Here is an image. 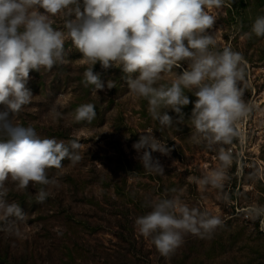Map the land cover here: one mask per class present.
<instances>
[{"label": "rangeland", "instance_id": "374dc122", "mask_svg": "<svg viewBox=\"0 0 264 264\" xmlns=\"http://www.w3.org/2000/svg\"><path fill=\"white\" fill-rule=\"evenodd\" d=\"M208 11L216 17L208 30L216 40L212 50L230 47L244 58L240 87L251 109L237 123L248 137L241 164L232 155L223 187L201 189L191 179L221 164V145L208 149L191 139L194 91L185 90L190 103L182 106L183 122L173 110H162L172 116L174 126L161 130L148 112V101L130 91L120 68L105 70L97 62L93 71L100 73L105 88L96 92L91 85L85 87L83 73L91 65L66 35L64 63L30 71L32 101L16 115L9 112L8 118L33 127L42 138L77 141L82 159H65L60 169H49L55 183L47 186L30 184L18 190L10 180L5 182L6 199L18 203L27 216L18 222L19 237L0 231V264H264V220L246 218L247 209L264 206V37L246 35L254 20L264 16V0H224L222 7ZM50 19L66 33L65 12ZM187 68L188 62L181 61L162 73L159 83L171 84ZM131 75L134 79L139 73ZM109 80L116 87L108 89ZM86 103L95 105L96 118L77 122L75 109ZM4 111L6 106L0 105ZM149 130L171 149L168 155L152 152L163 176L146 172L140 160L144 150L133 148ZM235 138L222 146L229 150ZM40 187L50 193L43 203L35 198ZM174 196L190 208L218 216L223 224L203 237L185 234L182 245L164 257L151 238L139 234L135 220L151 211L154 201Z\"/></svg>", "mask_w": 264, "mask_h": 264}, {"label": "clouds", "instance_id": "9594fccd", "mask_svg": "<svg viewBox=\"0 0 264 264\" xmlns=\"http://www.w3.org/2000/svg\"><path fill=\"white\" fill-rule=\"evenodd\" d=\"M223 4L224 0H83L81 6L80 0H0V105L8 110L0 112V231L19 237L18 222L27 216L18 203L6 199V181L18 190L30 184L47 186L55 183L48 176L49 169H60L65 159L73 163L82 159L77 141L42 138L33 127L8 118L9 112L16 115L32 101L27 87L30 71L51 70L64 63L66 35L91 65L83 73L84 86L91 85L96 92L105 88L100 73L93 71L97 62L105 70L120 68L130 91L148 101V112L161 130L174 126L172 116L162 110H173L178 122H183L182 106L190 103L185 90L194 91L197 100L190 119L195 130L191 139L208 149L221 145V164L191 179L201 189L223 187L233 156L222 145L232 144L239 136L237 123L251 111L240 87L245 79L242 54L230 47L212 50L216 40L208 30L216 17L208 9ZM61 12L68 17L66 33L55 29L50 19ZM251 34L264 37V16L254 20L246 35ZM181 61H187L188 68L171 84L159 83L161 74L171 72ZM137 72L133 79L131 74ZM113 87L115 82L109 80L107 88ZM95 118L94 104L75 109L77 122L90 123ZM133 148L144 150L140 160L146 172L164 175L152 152L168 155L171 149L152 130L141 134ZM49 195L40 187L36 202L43 203ZM247 215L264 220V206L247 209ZM222 224L218 216L190 208L175 196L154 201L151 211L135 220L139 234L151 238L164 257L182 245L185 234L203 237Z\"/></svg>", "mask_w": 264, "mask_h": 264}, {"label": "built area", "instance_id": "2783aa9c", "mask_svg": "<svg viewBox=\"0 0 264 264\" xmlns=\"http://www.w3.org/2000/svg\"><path fill=\"white\" fill-rule=\"evenodd\" d=\"M237 131L239 132V136L235 138V141L229 150L231 151L232 155L236 156L235 158L238 159V163L240 165L244 155V150L247 146L248 137L246 131L244 129L242 130V127H237ZM246 218L248 219L249 216L246 215Z\"/></svg>", "mask_w": 264, "mask_h": 264}, {"label": "trees", "instance_id": "16d2710c", "mask_svg": "<svg viewBox=\"0 0 264 264\" xmlns=\"http://www.w3.org/2000/svg\"><path fill=\"white\" fill-rule=\"evenodd\" d=\"M235 167H236V163H235Z\"/></svg>", "mask_w": 264, "mask_h": 264}]
</instances>
